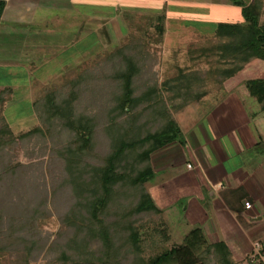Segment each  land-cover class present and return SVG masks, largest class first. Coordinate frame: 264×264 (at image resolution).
<instances>
[{
    "label": "rangeland",
    "instance_id": "374dc122",
    "mask_svg": "<svg viewBox=\"0 0 264 264\" xmlns=\"http://www.w3.org/2000/svg\"><path fill=\"white\" fill-rule=\"evenodd\" d=\"M80 1L76 4L77 10L89 14L92 7L97 9L96 2ZM155 1L135 0L132 5L137 7H132L128 13L123 11L122 18L120 15L104 17L110 13L108 8H102L105 11L104 15L100 14V34H96L98 44L91 42L93 29H85L81 35L78 28L71 29L79 35V41L69 47L63 54L65 60L60 61L69 64V68L60 70L61 64L59 69L52 61L38 65L37 69L44 67L48 73L43 79L37 76L40 70L36 75L33 73L43 85L33 86L32 92L7 76L10 69L0 68V89L9 85L12 90L11 101L0 109V116L14 139L0 149V248L3 251L0 264H138L139 257L148 260L159 253L162 243L156 233L163 229L159 213L129 217V209L138 199V190L136 194L134 189L131 190L128 179L127 183L118 182L109 198L104 196V201H108L106 206L101 207L95 201L102 196L100 189L92 183L95 172L104 167L105 159L119 140H135L141 130V134L153 132L160 127V118L167 116L166 111L170 118L184 123L194 113L204 115L226 99L243 100L246 113L259 119V123L264 122L260 105L244 87L247 80L264 78V62L253 60L234 77L223 80L224 69L229 67L221 58L223 42L216 36L215 27L203 21H207V14L211 16L210 21L224 22L230 17L220 13L217 10H221L220 7L213 11L194 4L202 0ZM212 2L220 1L209 3ZM160 15H164L162 37L154 28ZM234 17V20H240L238 14ZM260 22L264 23V7ZM75 34L71 33L70 38ZM2 40L6 42L5 38ZM46 40L54 48L48 36ZM8 47L9 44L5 49ZM74 50H79L76 58ZM115 51L116 55H112ZM126 57L133 59L135 67L142 73L133 80L135 96L145 91L146 84L159 87L148 102L140 100L134 105L129 104V112L118 110L115 102L121 88L115 74L125 70ZM59 71L61 75H57ZM81 71L87 74L77 76ZM77 78L79 82L70 114L74 125L78 120L89 123L91 132L84 148L76 142L77 135L73 130L63 126L62 120L54 118L48 122L40 111L34 112L29 97L31 94L35 99L39 89L51 87V90L56 89L53 93L62 101L72 90L69 81ZM28 131H32L31 135L24 136ZM128 153L127 165L119 163L118 172L127 170L130 174L136 169L130 161L136 158L137 150ZM154 166L151 163V167ZM184 167L183 163L162 170L158 167L159 178L168 176L176 184L186 182L188 169L185 171ZM156 176L154 174V178L140 188L154 202L159 196L163 197L159 188L154 187L158 184ZM180 187L183 189V185ZM182 189L174 192L181 195ZM168 192H171L170 188ZM90 207L101 209L99 222L88 219ZM178 209L176 204L173 213L177 221ZM182 214L181 219L184 218ZM121 217L122 222L118 220ZM125 225L130 228L129 232L122 231ZM169 226L165 225L167 233H171ZM89 228L92 233L88 232ZM99 229L110 235L108 251L98 239ZM133 232L140 235L143 250L140 247L136 250L131 245L129 234Z\"/></svg>",
    "mask_w": 264,
    "mask_h": 264
},
{
    "label": "crops",
    "instance_id": "0c3cea01",
    "mask_svg": "<svg viewBox=\"0 0 264 264\" xmlns=\"http://www.w3.org/2000/svg\"><path fill=\"white\" fill-rule=\"evenodd\" d=\"M78 1L5 0L0 18V61L6 59L8 62H0V68L10 69L7 76L13 82L26 87L27 91L30 88L32 92L33 86L43 85L41 80L35 79L36 71L40 70L37 76L41 79L48 73L44 67L37 69L38 65L52 61L59 69L61 64L60 70L69 68V64L60 61L65 60L63 54L69 47L79 41V35L71 29L78 28L80 35L87 28L93 29L91 42L98 44L96 34H100V14L104 15L105 11L102 8H108L110 13L104 17L120 15L122 18L123 11L128 13L132 7H137L132 5L135 0H103L101 4L99 0H90L92 4L96 2L97 9L92 7L88 14L82 9L77 10ZM205 1H195L194 4L213 11L220 7L221 10H217L230 17L224 22L242 21L240 7L231 2L218 0L220 2L215 4L209 3L211 0ZM242 1L248 5L252 0ZM173 3L176 4L175 1ZM236 14L240 20H234ZM206 18L207 21H203L211 23L212 28L223 22L208 20L211 19L208 14ZM71 33L76 37L70 38ZM47 36L54 48L46 43ZM8 44L9 49H5ZM74 53H77L76 58L79 50H74ZM57 75H61L60 71ZM7 87L10 88L9 85L4 88ZM29 97L32 104L33 95ZM242 101L226 99L212 106L204 115L194 113L184 123L175 120L180 130L179 141L155 151L150 159L155 165V176L158 172V184L154 187L159 188L163 196L155 202L151 199L159 210L160 220L171 227L169 234L173 237L170 243L179 242L198 225L209 245L224 246L225 251L223 247L216 251L210 249L202 258L203 264H250L252 257L256 256L253 244L258 242L261 245L260 252L264 249V122L259 123V119L248 115ZM182 163L185 171L188 169L186 182L176 184L168 176L159 178L158 167L168 169ZM169 188L171 192H168ZM175 189H182V194L175 193ZM244 202H249L252 208L246 210ZM176 204L180 212L178 221L173 213ZM181 213L184 214L183 219ZM254 263H257L256 259Z\"/></svg>",
    "mask_w": 264,
    "mask_h": 264
},
{
    "label": "trees",
    "instance_id": "16d2710c",
    "mask_svg": "<svg viewBox=\"0 0 264 264\" xmlns=\"http://www.w3.org/2000/svg\"><path fill=\"white\" fill-rule=\"evenodd\" d=\"M226 1L240 7L242 21L236 23L221 22L215 26V34L223 42L220 48L223 52V54L220 53L222 55L221 58H223L224 63L229 65L227 69H224L222 76L223 80H228L229 78L234 77L241 72L246 64L253 60L264 62V23L260 22L264 7L263 1L252 0L248 5L242 0ZM4 6L5 0H0V18ZM157 20L158 23L155 24L154 28H156L157 32L162 37L164 33V15L157 17ZM114 53L115 54L112 55H116V51ZM124 63L126 65L125 70L123 72L118 71L115 74V77L117 75L116 79L119 80L121 84L120 92L116 97L115 102L118 110L120 109L124 112H129V104L134 105L135 103H139L140 100L148 102L150 96L153 93H156L159 87L155 84H146L147 87L145 88V91L138 95V97L135 96L136 87L133 86V80L136 76L142 75V73H140L135 67L133 59L126 57ZM72 73L76 75V71H73ZM72 73H70V75H72ZM84 74L87 73H82L81 71L77 76ZM78 82V78L69 81L68 85L72 87V90L69 92L68 97L62 101H59L53 93L56 89L51 90V87H42L39 89L37 98H33L32 108L34 112L38 110L43 116L45 115L48 122H52L54 118L62 120L63 126L67 129L73 130L77 135L76 142H79L81 148H84L90 137L91 130L89 128V123L86 120H83V122L78 120L77 125H74V121H71L70 114L72 110L71 103L75 100V88L78 86ZM244 85L249 96L257 101L264 113V78L247 80ZM11 96L12 91L8 87L0 91L1 110L5 103L10 100ZM164 113H166L167 116L161 117L160 122L158 120L160 127L153 132L150 131L149 133L146 132L145 134H141V130L140 135L135 140L129 141L120 139L116 147L111 150L105 159L104 167L96 170L95 178L92 183L101 191V198L95 200L101 207H103V205L106 206L108 202L104 201V196L109 198L112 194L113 187L118 182H121L120 184L127 183L126 180L128 179L127 181L129 182L127 184L130 185L131 190L134 189L135 194L138 190V199L136 200V203L134 202L132 204L133 207L129 209L131 210L129 212L131 213L129 217L134 216V214L145 215L151 214L152 212L159 213V210L155 207L151 197L147 193H143L140 188L154 177V171L150 163L151 154L170 143L179 141L180 138V130L175 123V120L172 117L170 118L167 111ZM0 123V149H2L6 143L13 142L14 139L9 126L3 120L2 116H0ZM31 132L32 131H28L24 136H30ZM135 149L137 150V156H135L136 158H133V161L131 160L130 162L135 164L134 167H136V169H133L130 174L127 173V170H125V173L118 172V164L120 163V165L123 164V166H126L127 163L125 159L128 160L130 154L128 152L135 151ZM72 154L75 156L79 155L78 153ZM100 210V208L90 207V209H88V219H91L90 221L99 222L98 214H101ZM118 220L121 222L124 221L123 217ZM160 222L164 224L161 220ZM120 223L118 224L120 225ZM163 224H161L163 229L156 231L158 234L157 238L162 241L159 249L157 246L158 242L156 239L154 240L156 242L155 247L158 249L159 253L145 261L139 257L141 262L139 260L138 264H203L202 258L209 253L210 249L214 248L216 251L219 250L218 248L223 247V251H225L222 244L209 245L203 235L202 229L198 225L192 227L179 242L172 244L170 243L171 235L166 232L167 227ZM102 230L99 229L97 231L98 239L102 242V247H104L105 251H108V246H111L110 235ZM123 230H128L129 232L130 228L128 225H125L122 227V231ZM88 232L92 233L90 228L88 229ZM139 236L140 235L137 232L129 234V241H131V245L136 250H138V247H140L139 249L141 250V245H143ZM2 252L3 251L0 248V254H2Z\"/></svg>",
    "mask_w": 264,
    "mask_h": 264
},
{
    "label": "built area",
    "instance_id": "2783aa9c",
    "mask_svg": "<svg viewBox=\"0 0 264 264\" xmlns=\"http://www.w3.org/2000/svg\"><path fill=\"white\" fill-rule=\"evenodd\" d=\"M244 208L246 210H250L252 208V205L249 202H244ZM254 250L256 251V256H253L250 264H255L254 261L256 259V264H264V249L262 252H260V249L262 248L261 245L258 242H255L253 244Z\"/></svg>",
    "mask_w": 264,
    "mask_h": 264
}]
</instances>
